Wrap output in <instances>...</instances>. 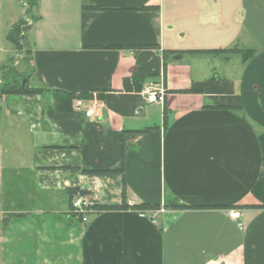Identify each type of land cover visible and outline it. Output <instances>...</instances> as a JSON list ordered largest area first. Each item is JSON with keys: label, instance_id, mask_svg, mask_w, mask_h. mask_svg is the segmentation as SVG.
I'll use <instances>...</instances> for the list:
<instances>
[{"label": "crops", "instance_id": "1", "mask_svg": "<svg viewBox=\"0 0 264 264\" xmlns=\"http://www.w3.org/2000/svg\"><path fill=\"white\" fill-rule=\"evenodd\" d=\"M36 1L17 67L42 91L0 95V240L26 239L27 264L52 246L55 264H264V0ZM229 48L255 53L202 52ZM155 86L195 91L165 113ZM59 89L92 115L79 97L62 113ZM122 163L128 208L122 172H90ZM72 190L117 207L83 222Z\"/></svg>", "mask_w": 264, "mask_h": 264}, {"label": "rangeland", "instance_id": "2", "mask_svg": "<svg viewBox=\"0 0 264 264\" xmlns=\"http://www.w3.org/2000/svg\"><path fill=\"white\" fill-rule=\"evenodd\" d=\"M33 1L34 0H0V8H2L1 10L2 13L0 15V24L2 27L1 28L2 31L6 32L8 29H11L10 28L11 24L17 21V19L21 17L23 18L25 15H26V17H24L25 23L23 26H26L25 28L28 27L30 29L31 27L30 22H33L35 20V14H34L35 6L31 5V2ZM29 29L27 30L24 29L23 33L21 34V35L24 34V37L21 39L22 41L21 46L16 47L15 45L11 43L12 44L11 51L7 54L6 58L0 62V88L5 87V85L7 84L9 86L10 85L17 86L18 88L23 86L24 79L26 78L23 75L24 73L21 71V69L17 67V62L20 60L22 61L23 59L27 57L26 55H28L29 44L27 43L26 32ZM2 43H5L4 46H7V47L11 45L10 43L6 41V39L5 41H2ZM80 196L83 197L84 194L81 192H77L76 195L73 197V199H78ZM85 197L87 198V200H89V203H88L89 208L92 206V203H93L92 207L95 208L96 205L94 204V202L89 197L87 196ZM72 204H73V200L71 203L72 214L83 217L82 214H79L78 212L74 210L75 208L73 207ZM161 208L162 207L156 210H142L141 213H145V215L149 216L151 219L154 220L156 216L158 215V214L156 215L154 214L157 213V211H159ZM75 218L76 220H78V217H75ZM52 224L53 226H55L54 219L52 220ZM6 235L7 237H9L8 233H6ZM58 239H59V235L56 241ZM20 242L26 243V239L23 238V239L16 240L14 242L10 241V243H3L0 240V264H27V261H26L27 256L25 255V248L24 247L20 248ZM52 249L56 251V252H53V254H55L53 259L56 261L53 263L55 264V263H58L59 258L63 257V252L61 248L57 246H52ZM48 252H49V249L44 250V253H48ZM49 253L52 254V252H49ZM40 259L41 261L39 262V264H42V261L44 259L42 256H40Z\"/></svg>", "mask_w": 264, "mask_h": 264}, {"label": "trees", "instance_id": "3", "mask_svg": "<svg viewBox=\"0 0 264 264\" xmlns=\"http://www.w3.org/2000/svg\"><path fill=\"white\" fill-rule=\"evenodd\" d=\"M37 1L34 0L33 2H31L32 6H36ZM28 12V10H27ZM25 23V19L24 17L19 19V21L17 23H15L12 28L10 29L8 35H7V39L16 47H20L21 46V39L24 37V34L21 35L25 30L29 29L28 27L25 28L26 26H23ZM202 52H212V53H228V52H240L242 53V57H243V61L246 62L249 58H251L254 53L255 50L253 49H239V48H229V49H221V50H202ZM166 81V80H165ZM125 86L132 88V84L130 83L129 79H125L124 80ZM141 86V85H140ZM139 87V86H138ZM141 88V87H140ZM42 91V88H35V87H30L29 85H25V87H17V86H12V85H5V87L0 88V95H6V94H35V93H39ZM195 89H175V90H168L165 86V98H164V102H165V109L164 112L166 113L167 108V94L168 93H189V92H194ZM57 97H58V104H59V110L62 113H67V112H71L72 111V105H73V101L75 100V98L79 97V98H88L90 97V94L86 93H81V94H75L72 92H68L62 89L57 90ZM95 171H99V172H109V173H114V172H122L123 175V202L119 207H124V208H128L130 207L127 202H126V181H125V176H124V164L122 163L121 166H119L116 169H111V170H90V172H95ZM77 192H81L83 194H85L84 191H76V190H72L70 192V201L72 203L73 200V196L75 193ZM171 207H174L176 209L179 208H185V207H189L183 204H170ZM169 206V207H170ZM99 208V209H107V208H111V207H117V206H105V205H96L95 208ZM133 208H136L140 211L142 210H156L160 208V205H154L151 203H142V204H138L135 206H131ZM80 217V216H79ZM82 219V217H81Z\"/></svg>", "mask_w": 264, "mask_h": 264}, {"label": "built area", "instance_id": "4", "mask_svg": "<svg viewBox=\"0 0 264 264\" xmlns=\"http://www.w3.org/2000/svg\"><path fill=\"white\" fill-rule=\"evenodd\" d=\"M26 17V16H25ZM27 20V19H26ZM31 24V22H30ZM146 99L148 102H163L165 98V89L161 86H155V87H149L146 89ZM86 101L82 98H77L74 102V110L75 111H84L86 116L90 117L93 113L92 108H87L86 107ZM89 200L85 196H80L78 199H73V207L75 208L74 210L78 212L79 214H82V220L87 221L88 220V214L91 212H94L96 208H93V203L92 206L89 208ZM165 209L162 207L157 213H162L164 212ZM145 215V213H142ZM231 217L234 219H237L238 225L242 227L244 225V221L241 219V212L239 210H233L231 211Z\"/></svg>", "mask_w": 264, "mask_h": 264}, {"label": "water", "instance_id": "5", "mask_svg": "<svg viewBox=\"0 0 264 264\" xmlns=\"http://www.w3.org/2000/svg\"><path fill=\"white\" fill-rule=\"evenodd\" d=\"M25 86V84H24V82H23V86L22 87H24Z\"/></svg>", "mask_w": 264, "mask_h": 264}]
</instances>
